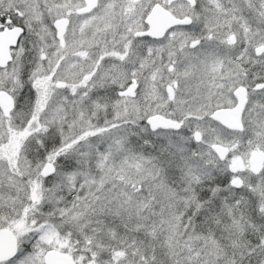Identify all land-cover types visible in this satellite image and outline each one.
<instances>
[{"label": "snow or ice", "instance_id": "obj_1", "mask_svg": "<svg viewBox=\"0 0 264 264\" xmlns=\"http://www.w3.org/2000/svg\"><path fill=\"white\" fill-rule=\"evenodd\" d=\"M0 264H264V0H0Z\"/></svg>", "mask_w": 264, "mask_h": 264}]
</instances>
